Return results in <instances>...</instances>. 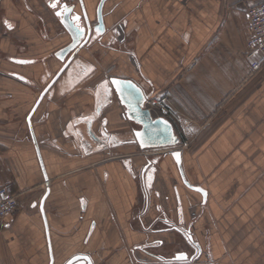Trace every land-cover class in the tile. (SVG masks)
I'll return each mask as SVG.
<instances>
[{
    "label": "crops",
    "instance_id": "1",
    "mask_svg": "<svg viewBox=\"0 0 264 264\" xmlns=\"http://www.w3.org/2000/svg\"><path fill=\"white\" fill-rule=\"evenodd\" d=\"M100 1L83 0L93 25ZM260 1L107 0L105 32L44 96L32 134L28 116L71 56H57L72 37L56 13L81 14L80 0H0V185L20 201L0 264H264V71L249 76L245 57ZM112 78L168 97L205 199L170 152L142 156ZM179 252L190 259L172 261Z\"/></svg>",
    "mask_w": 264,
    "mask_h": 264
},
{
    "label": "water",
    "instance_id": "2",
    "mask_svg": "<svg viewBox=\"0 0 264 264\" xmlns=\"http://www.w3.org/2000/svg\"><path fill=\"white\" fill-rule=\"evenodd\" d=\"M106 1L107 0H101L100 1L99 5L97 7V11H96L97 12V23L95 25H93L90 18H89V14H88V11L86 9V6H85L83 0H80V6H81L82 12H81V14H78L77 16L80 17L79 22L84 21L85 24L80 27V29L82 31L79 34L77 32V29H76L77 21L72 19L74 12H75V6L70 7L72 9L71 12L65 13V21L63 22V24L65 25L68 32L71 34L72 41L65 48H63V50H61L57 54V56L62 61H65V58L68 54L71 53V56L66 60V62L62 66V68L58 71V73L52 78V80L49 82V84L46 86V88L42 91V93L40 94L39 99H38V101H37V103L33 109H35V110L37 109L38 105L40 104V102L42 101L44 96L48 93L50 88L56 83V81L59 79V77L65 71V69L69 66V64L72 62V60L76 56L79 55L80 51L83 48H85L89 43L96 40L100 35H102L105 32L104 22H103V6H104ZM90 13H91V11H90ZM97 28H99L101 30L99 35L97 34V31H96ZM112 80H120V81L124 82L122 84V87L124 88V93L119 91L115 84H113V83L112 84H113L119 98L121 99V102L127 107V112H126L127 117L131 120H134L137 124L141 125V129L135 131L136 140L139 143L140 148L143 151L145 149H149V148L171 149L170 154L173 156V158L175 159V161L178 164V167H179L181 176L183 178V181L189 187H191L197 191H199L198 189H202L203 191H199V192L203 194V197L205 199L207 197L206 190L203 189L202 187H199V186H193L185 177V174H184V171L182 168V164H181V162H182V151L177 149V146L180 143V138L176 134L175 127L171 123V121H169L168 119L163 118V117H159V118L153 117L151 111L148 108H146V106H145L147 96H146L145 92L143 91V89L138 84H136L132 80L121 79V78H112L111 81ZM129 84L135 86V88L139 90L136 94V97L131 101L124 98L126 93H127V89L129 87ZM129 104H132L133 107H129ZM136 109H138L139 112L141 113L140 116L136 115ZM34 112L35 111L32 110L28 116V123H29L32 134H33V131H32L31 119H32ZM165 121L167 122L166 124L163 123ZM137 133H141V135L138 136ZM142 140L144 141L143 144L141 143ZM174 153L180 154L179 160H177V157L174 155ZM46 181H47V183L49 181L47 177H46ZM48 193H49V188L47 187L46 194L44 195L43 200H42V204H41L42 212H44L43 211V204H44V201H45ZM180 232H183V231H180ZM186 238L190 244L193 243L192 237H191V240H189L188 235H186ZM181 254L186 255V259H183V260L190 259L188 252H179L171 260L172 261H181V259H177V257L180 256ZM89 261L91 262V260L87 256L78 255V256H75V257L71 258L70 260H68L65 264H89ZM50 264H54V259H53L52 253H51ZM91 264H92V262H91Z\"/></svg>",
    "mask_w": 264,
    "mask_h": 264
},
{
    "label": "built area",
    "instance_id": "3",
    "mask_svg": "<svg viewBox=\"0 0 264 264\" xmlns=\"http://www.w3.org/2000/svg\"><path fill=\"white\" fill-rule=\"evenodd\" d=\"M248 24V41L245 57L249 62L250 74L254 76L264 71V0L258 3H249L246 10ZM169 99L162 93H154L147 97L146 104L153 106L157 111L168 118L174 124H182L183 118L178 111L169 104ZM152 108V107H151ZM148 107L151 111L152 109ZM171 149H153L152 151H143L148 155L150 153H165ZM20 206V201L16 193L9 191L5 185H0V235L3 232V226L6 218L15 213Z\"/></svg>",
    "mask_w": 264,
    "mask_h": 264
},
{
    "label": "snow or ice",
    "instance_id": "4",
    "mask_svg": "<svg viewBox=\"0 0 264 264\" xmlns=\"http://www.w3.org/2000/svg\"><path fill=\"white\" fill-rule=\"evenodd\" d=\"M50 6L52 7V8H57V6H58V0H50ZM72 11V9L67 5V4H65L64 6H63V8H62V10L61 11H57V15L58 16H61V17H63L64 16V14L65 13H68V12H71ZM72 19L73 20H75V21H77V24H76V29H77V32H78V34L82 31L81 29H80V26H79V20H80V17L79 16H73L72 17ZM5 23H7V21H5ZM9 28H12L13 26L11 25V24H8L7 25ZM97 34L99 35L100 34V29L99 28H97ZM22 63H26L27 61H21ZM108 81H105L104 82V84H103V88H104V90H105V92H108L109 91V89H108ZM111 83H113V84H115L116 86H117V89L119 90V91H121L122 93H124V88L122 87V84L124 83V82H122V81H120V80H112L111 81ZM139 90L138 89H136L135 88V86H133V85H130L129 84V87H128V89H127V93H126V95H125V99H127V100H129V101H131V100H133L135 97H136V94H137V92H138ZM142 99V98H141ZM139 102V101H138ZM129 107H133V105L132 104H129ZM33 111H35V109H33ZM136 115L137 116H140L141 115V113L139 112V110L138 109H136ZM163 123H167L166 121L165 122H163ZM137 135L138 136H140L141 135V133H137ZM141 143L143 144L144 143V141L142 140L141 141ZM174 155L177 157V160H179V153H174ZM151 180H152V176L151 175H149L148 176V182H149V184L151 183ZM199 191H203L202 189H198ZM188 239L189 240H191V236L189 235L188 236ZM177 259H181V260H183V259H186V255L185 254H181L180 256H178L177 257ZM89 264H91V262L89 261Z\"/></svg>",
    "mask_w": 264,
    "mask_h": 264
},
{
    "label": "rangeland",
    "instance_id": "5",
    "mask_svg": "<svg viewBox=\"0 0 264 264\" xmlns=\"http://www.w3.org/2000/svg\"><path fill=\"white\" fill-rule=\"evenodd\" d=\"M153 94H154V93H153ZM153 94H151V95H153ZM151 95H150V96H151ZM146 106H147V108H148V107H149V108L152 107V108H151V109H152V110H151L152 112H153V111H157L156 108H154L153 106L150 107V105H148V104H146ZM157 113L159 114V112H157ZM142 156H143V157H146L145 154H142ZM162 156H163V155H162Z\"/></svg>",
    "mask_w": 264,
    "mask_h": 264
},
{
    "label": "flooded vegetation",
    "instance_id": "6",
    "mask_svg": "<svg viewBox=\"0 0 264 264\" xmlns=\"http://www.w3.org/2000/svg\"><path fill=\"white\" fill-rule=\"evenodd\" d=\"M168 262V261H167Z\"/></svg>",
    "mask_w": 264,
    "mask_h": 264
}]
</instances>
